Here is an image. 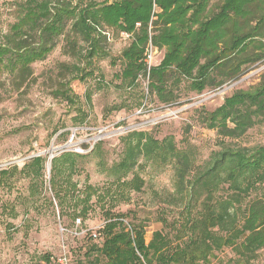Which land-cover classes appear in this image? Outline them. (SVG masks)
<instances>
[{
	"label": "rangeland",
	"instance_id": "374dc122",
	"mask_svg": "<svg viewBox=\"0 0 264 264\" xmlns=\"http://www.w3.org/2000/svg\"><path fill=\"white\" fill-rule=\"evenodd\" d=\"M24 1L0 0V45L7 42ZM218 4H210L205 16L215 12ZM250 11L251 16L236 22L240 33L250 32L258 25L264 14V0H256ZM151 15L152 11L150 18ZM261 33L245 57L255 59L264 52V28ZM111 34L110 40L102 44L103 53L93 59L92 75L73 86V103L58 96L57 91L73 77L75 66L83 67L84 43L71 45L65 34L58 37L52 51L32 64L26 77L11 70L6 64L8 59L0 64V172L8 171L7 176H0V181L4 179L0 186V264H56L63 250L71 264H89L92 258L87 253L91 245L100 243L93 234L97 235L107 213L124 215L126 226L142 227L146 243L154 232L175 240L187 214L196 216L206 202L208 190H213L212 186L207 190L205 180L197 178L211 165L214 155L227 148L253 149L264 145V129L259 125L235 140L219 136L205 123L206 115L219 107L224 98L238 90H251L259 83L262 74L257 73L264 59L243 66L244 72L236 79L226 75L231 73V62L225 61V67L211 72L215 84L200 94L190 89V81H179L169 70L165 85L172 96L164 102L150 89V75L147 86L145 72L131 87L121 82L120 55L132 39L123 41L114 30ZM219 46L222 48L223 44ZM144 53L145 49L143 56ZM162 53L157 51L155 61L159 64ZM101 128L102 134L94 133ZM131 132H145L158 141L173 138L176 149L184 152L192 164V172L181 186L176 181L174 163L162 161L139 162L141 168L134 170L141 181L139 191L117 185L111 169L121 161L122 140ZM73 135L80 141L97 140L89 153L78 155L77 171L71 178L80 195L86 185L96 189L86 217L78 214L81 204L74 211L61 213L50 185L51 161L70 153L61 147ZM36 157L45 160L43 170L37 174L24 170ZM131 179L132 174H128L125 181ZM64 180L57 176L59 184ZM227 186L213 187L216 196L223 197ZM76 219L81 220L83 232L78 237L71 235ZM258 255L251 264H264V250ZM220 256L230 257L233 253L227 250Z\"/></svg>",
	"mask_w": 264,
	"mask_h": 264
},
{
	"label": "trees",
	"instance_id": "16d2710c",
	"mask_svg": "<svg viewBox=\"0 0 264 264\" xmlns=\"http://www.w3.org/2000/svg\"><path fill=\"white\" fill-rule=\"evenodd\" d=\"M153 1L158 9L151 29L152 43L164 52L160 64L151 70L149 87L161 101L167 102L172 96L165 85L169 70L179 81H190V89L200 94L215 84L211 72L225 67V61L231 62V73L226 75L236 79L244 72L243 66L264 59V52L255 59L245 57L249 46L262 34L264 14L258 19V25L247 33H240L236 23L238 19L251 16L250 7L256 0H25L18 21L10 27L7 42L0 45V64L8 59L6 64L10 69L19 72L20 77H26L30 66L52 51L58 37L65 34L71 45L79 41L84 43L83 67L75 66L73 77L57 91L58 96L73 103V86L92 75L93 59L103 53L106 37L102 33L108 32L112 36L113 30L119 35L135 32L132 42L120 55L121 82L131 87L145 72L141 60ZM213 2L219 4L215 12L206 17ZM137 23L139 29H135ZM205 123L219 136L235 140L257 125L264 129V73L251 90H238L224 98L219 107L206 115ZM122 143V159L111 169L117 185L135 191L141 189V181L134 173L135 169L141 168L140 161L174 163L178 186L192 172L189 157L176 149L172 137L158 141L145 132H131ZM77 158L76 154L66 153L53 159L50 185L61 213L67 209L74 211L81 204L78 214L86 217L96 189L86 185L80 195L77 184L71 181L77 171ZM44 164L43 158L36 157L24 170L37 174ZM7 174L8 171L0 172V176ZM128 174H132V179L125 181ZM56 175L64 177V182L59 184ZM203 179L207 190L210 186L213 190H208L206 202L196 216L187 214L175 240L154 232L146 243L142 227L126 226L124 215L107 213L96 237L93 236L100 238V243L91 245L87 253L92 258L89 264L255 262L259 252L264 250V145L253 149L227 148L216 153L197 181ZM226 183V194L216 196L215 186ZM2 184L4 179L0 181V186ZM252 192H255L254 196L249 197ZM227 250L233 256H220Z\"/></svg>",
	"mask_w": 264,
	"mask_h": 264
},
{
	"label": "built area",
	"instance_id": "2783aa9c",
	"mask_svg": "<svg viewBox=\"0 0 264 264\" xmlns=\"http://www.w3.org/2000/svg\"><path fill=\"white\" fill-rule=\"evenodd\" d=\"M157 9L158 8L156 7L155 2L153 1L152 15H151L150 21H149L148 26H147L148 41H147V45L145 47V53H144V57H143V64H144L145 73H146V76H147V79H146L147 86H148L149 75H150L151 70L153 69V67H155L157 64H159V63H157L155 61L158 50L153 45L152 38H151L152 37L151 36V29H152V26H153V21L156 20L155 13H157ZM139 26H140V24L137 23L135 25V29H138ZM102 34L106 37V39L110 40V38H111L110 33L103 32ZM131 37H132L131 33H121L120 34V38L123 41H128L129 39H131ZM263 73H264V64L260 67V69L258 70L257 74L261 75ZM103 132H104V129L101 128L97 132H94V133H97L98 135H100ZM96 141L95 140L94 141L93 140L80 141V140H78L76 138L75 135H73V136L70 137L68 142L63 147H61V149H67L68 152L76 154V155H85V154L89 153L93 149V146H94ZM82 233L83 232L80 229V220L76 219L75 220V224H74V230L71 231V235L74 236V237H78ZM93 236L96 237L95 234H93ZM56 264H71L70 258H69V256L67 255V253L64 250L57 257Z\"/></svg>",
	"mask_w": 264,
	"mask_h": 264
}]
</instances>
